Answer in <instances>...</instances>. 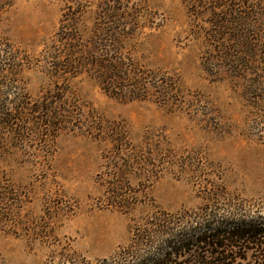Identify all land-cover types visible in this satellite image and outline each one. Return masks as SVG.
I'll use <instances>...</instances> for the list:
<instances>
[{
    "label": "rangeland",
    "instance_id": "1",
    "mask_svg": "<svg viewBox=\"0 0 264 264\" xmlns=\"http://www.w3.org/2000/svg\"><path fill=\"white\" fill-rule=\"evenodd\" d=\"M239 2L264 21V0ZM214 5L10 0L3 7L0 58L18 63L16 74L0 78L6 113L21 102L44 103L56 119L53 131L23 136L0 125V264L111 263L134 228L148 229L163 211L201 214L208 194L221 189L237 207L264 215V82L236 77L225 49L232 44L212 36ZM114 8L130 34L122 56L139 75L150 70L156 82L175 80L168 98L153 82L145 99L128 100L129 90L113 96L89 73L57 72L49 57L62 46L66 21L87 48L115 49L108 42L117 29L108 20ZM42 116L21 128H38Z\"/></svg>",
    "mask_w": 264,
    "mask_h": 264
},
{
    "label": "trees",
    "instance_id": "2",
    "mask_svg": "<svg viewBox=\"0 0 264 264\" xmlns=\"http://www.w3.org/2000/svg\"><path fill=\"white\" fill-rule=\"evenodd\" d=\"M229 1L233 5H224L222 0H214L218 18L212 36L215 33L214 36H219L222 42L232 44L231 48L225 49L227 54H232L230 67L233 65L237 78L255 76L262 78L264 82V75H261L264 74V34L259 28L264 26V21L256 18L261 13L255 12L252 16L251 9L243 6L239 0ZM9 4L10 0H0V14L3 7ZM118 11L115 8L109 11L111 15L108 20L113 19L114 24H117V29H112L108 35V42L116 45L110 51L89 49L82 45V38L76 33L77 28L73 26L72 20L66 21L68 24L63 26L64 30H61L60 35L62 46L54 53L51 52L52 56L49 57L56 65L57 72L75 77L89 73L113 96H119L117 88L129 90L132 97H126L128 100L145 99L150 94L153 82L152 89L160 90L163 98H168L174 92L175 80L164 75L167 81L161 84L154 79L159 78L153 76L156 72L150 70L139 75L136 64L128 63V58L122 56L121 49L130 34L124 35L122 27L126 19ZM100 32H105V28ZM4 44L6 43L0 41V47ZM3 52L8 54L6 50ZM205 70L210 72V66ZM17 71L18 63L14 57L6 55L0 58V78L8 79ZM259 79L258 82L262 84ZM125 83H130L131 86L128 88ZM7 102L0 98V125L5 131L23 136L25 131L40 134L43 129L51 132L55 128L52 120L56 118L52 109L45 108L44 103H40L35 109L28 103L21 102L17 109L6 113ZM37 113L43 114L37 123L38 128H21V124L29 122ZM57 117L60 118L58 115ZM229 194L227 189L208 194L201 214H171L163 211L161 216L151 217L148 229L134 228L130 245L117 253L111 263L105 259L103 264H264V215L237 207L234 200L227 198ZM213 205L217 208L213 209ZM225 206L231 209H226ZM149 220L150 218L147 222ZM138 222L136 221L135 226ZM139 226L140 224L137 227Z\"/></svg>",
    "mask_w": 264,
    "mask_h": 264
}]
</instances>
